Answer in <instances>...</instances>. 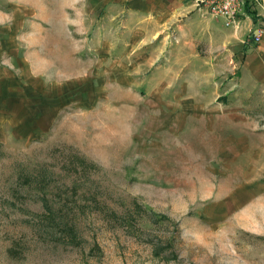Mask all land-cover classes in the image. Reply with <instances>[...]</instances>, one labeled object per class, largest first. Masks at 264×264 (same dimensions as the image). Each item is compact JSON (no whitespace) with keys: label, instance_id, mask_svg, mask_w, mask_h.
I'll list each match as a JSON object with an SVG mask.
<instances>
[{"label":"rangeland","instance_id":"obj_1","mask_svg":"<svg viewBox=\"0 0 264 264\" xmlns=\"http://www.w3.org/2000/svg\"><path fill=\"white\" fill-rule=\"evenodd\" d=\"M114 3L0 0V264H264V10Z\"/></svg>","mask_w":264,"mask_h":264},{"label":"crops","instance_id":"obj_2","mask_svg":"<svg viewBox=\"0 0 264 264\" xmlns=\"http://www.w3.org/2000/svg\"><path fill=\"white\" fill-rule=\"evenodd\" d=\"M104 1V0H97ZM116 8H120L123 11L127 10L132 16L137 15L140 23L144 26H149L151 21L154 22L155 30H164L165 27H173L178 29V33H182L189 40L193 41L195 36L194 29L198 31H204L209 25H221V27L235 30L233 27L227 26L222 18H210L203 19L198 10L195 9L194 0H112ZM264 10V0L261 1L260 5L253 6L251 11H254L255 16H257L256 11ZM254 14L249 11L241 15V24L250 25L254 21H258V18L254 17ZM260 14V13H259ZM251 23V24H249ZM193 29V30H191ZM244 33V32H243ZM152 35V34H151ZM150 44H157L154 37H149L147 40ZM164 44V43H163ZM177 55V53H175ZM181 53H179L180 55ZM156 56L159 57V54ZM182 57V55H180ZM33 76H36L33 74ZM11 78L10 75L0 74V84L8 83L6 80ZM29 74L27 79H23L22 82H30ZM34 80V79H32ZM16 82V81H14ZM13 82V83H14Z\"/></svg>","mask_w":264,"mask_h":264},{"label":"built area","instance_id":"obj_3","mask_svg":"<svg viewBox=\"0 0 264 264\" xmlns=\"http://www.w3.org/2000/svg\"><path fill=\"white\" fill-rule=\"evenodd\" d=\"M262 0H194L195 9L204 16L224 19L227 26L238 30L241 27V15L261 4ZM257 36L260 33L256 31Z\"/></svg>","mask_w":264,"mask_h":264},{"label":"trees","instance_id":"obj_4","mask_svg":"<svg viewBox=\"0 0 264 264\" xmlns=\"http://www.w3.org/2000/svg\"><path fill=\"white\" fill-rule=\"evenodd\" d=\"M247 9L249 10L250 13H252V14L255 13L254 11H251L250 8H247ZM254 17L256 18L255 14H254ZM74 228H75V226H74L72 223H71V224H68V223H67V225H66V231H67L68 229H70V231L72 230L73 233H74V236H75V237H73V238L77 240V238L79 239V237L77 236V232L75 231ZM98 248H99L98 245H96L94 248H92V250H94V252H96V250H97Z\"/></svg>","mask_w":264,"mask_h":264}]
</instances>
